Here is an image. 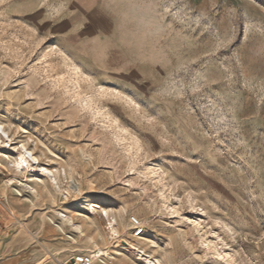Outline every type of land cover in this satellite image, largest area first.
<instances>
[{"label": "rangeland", "instance_id": "1", "mask_svg": "<svg viewBox=\"0 0 264 264\" xmlns=\"http://www.w3.org/2000/svg\"><path fill=\"white\" fill-rule=\"evenodd\" d=\"M0 123V264H264V0H0Z\"/></svg>", "mask_w": 264, "mask_h": 264}, {"label": "bare ground", "instance_id": "2", "mask_svg": "<svg viewBox=\"0 0 264 264\" xmlns=\"http://www.w3.org/2000/svg\"><path fill=\"white\" fill-rule=\"evenodd\" d=\"M8 141H9L8 131L4 127V125L0 123V149H5L7 147ZM8 152L10 155L0 153V167L2 166V162H4L5 166L12 170L13 175L22 174V173L24 174L29 169L38 167L37 158L32 154L30 150H28L25 147L24 144H18L16 146H13L8 150ZM38 172L44 175L48 179V181L55 190L59 189L58 178L60 177L61 180H63L65 179L66 176L63 169H60L58 172H56L52 170H47L45 168H40ZM13 180L17 181L15 176L12 177L10 180H8V183L12 182ZM25 187L30 189L28 184H26ZM68 188L76 192L80 190L79 185L77 183H74L73 181L69 182ZM87 208L89 212L98 214V216H100V218L106 222L107 228L109 230L112 229L114 218L111 212L104 210L103 208H101L100 205L95 203L92 204L88 203ZM91 248L93 249H90L91 251L89 252L92 257V260L98 259L102 261L104 259H108L110 256L107 250L101 249L97 245H94ZM143 261L144 264H165L164 262L158 259H152L148 256H144Z\"/></svg>", "mask_w": 264, "mask_h": 264}, {"label": "built area", "instance_id": "3", "mask_svg": "<svg viewBox=\"0 0 264 264\" xmlns=\"http://www.w3.org/2000/svg\"><path fill=\"white\" fill-rule=\"evenodd\" d=\"M133 236L140 237L143 234V226L140 220L136 217H130ZM93 260L90 254L85 253H76L72 255V257L63 264H92Z\"/></svg>", "mask_w": 264, "mask_h": 264}]
</instances>
